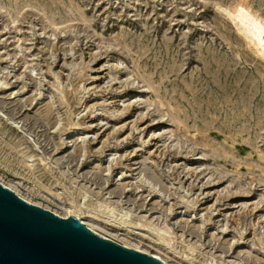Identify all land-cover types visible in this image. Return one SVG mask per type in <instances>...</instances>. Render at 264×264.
I'll use <instances>...</instances> for the list:
<instances>
[{
	"label": "rangeland",
	"instance_id": "374dc122",
	"mask_svg": "<svg viewBox=\"0 0 264 264\" xmlns=\"http://www.w3.org/2000/svg\"><path fill=\"white\" fill-rule=\"evenodd\" d=\"M240 22L262 37L264 0H0V183L169 262L137 223L264 264V58Z\"/></svg>",
	"mask_w": 264,
	"mask_h": 264
},
{
	"label": "water",
	"instance_id": "95a60500",
	"mask_svg": "<svg viewBox=\"0 0 264 264\" xmlns=\"http://www.w3.org/2000/svg\"><path fill=\"white\" fill-rule=\"evenodd\" d=\"M0 264H165L99 236L0 184Z\"/></svg>",
	"mask_w": 264,
	"mask_h": 264
},
{
	"label": "bare ground",
	"instance_id": "6f19581e",
	"mask_svg": "<svg viewBox=\"0 0 264 264\" xmlns=\"http://www.w3.org/2000/svg\"><path fill=\"white\" fill-rule=\"evenodd\" d=\"M229 15L232 17L233 20H240L238 19L236 13L234 11H231L229 13ZM241 23V22H240ZM238 27L239 29L243 30L248 38V43H252L254 45V48H255V51L257 53L258 56L264 58V35L262 37H260L259 35H257L256 33H254L250 28H248L246 25H244L243 23H241L240 25L238 24ZM56 84V83H54ZM55 90L57 91V94H58V101L64 105V101H66V96L64 94V91H63V87L61 84H56L55 85ZM60 104V105H61ZM88 105H84V108L87 109ZM70 114V113H69ZM74 129H70L69 131H67L65 134H68V135H71L72 132H73ZM64 130H62L63 132ZM64 140L65 138L62 139V143H64ZM61 143V144H62ZM28 155V154H27ZM26 155V158H27V162H30L31 163V157L32 155ZM33 158V157H32ZM34 161V160H33ZM111 167L108 165V170H110ZM122 170L119 171V173H121ZM141 181V185L139 187H142L144 186V182L142 180ZM1 184V183H0ZM3 185V184H2ZM5 186V185H3ZM6 187V186H5ZM9 186H7L8 188ZM10 188V187H9ZM8 188V189H9ZM11 190V189H10ZM13 191V190H12ZM14 192V191H13ZM15 193V192H14ZM16 194V193H15ZM17 195V194H16ZM19 196V195H18ZM20 197V196H19ZM22 199H24L25 201H28L32 204L35 205V203L31 202L30 200H27L26 198H24L23 196H21ZM72 199V198H71ZM98 204V203H97ZM79 205V204H78ZM78 205L75 203V201H70L69 203V211H68V214L67 215H61V217H67L69 215H73L75 216L78 220H80L84 225H86V227H88L90 230H92L93 232L97 233L98 232L94 229V227L92 226V224H96V225H102V223L106 224V225H109L107 224L108 222H105V221H101L98 217L94 216V215H91V214H84L83 215V212H81V210L79 209ZM103 205V204H102ZM39 206V205H38ZM99 206V205H98ZM41 207V206H40ZM97 207V206H96ZM43 208V207H42ZM187 208V207H186ZM45 209V208H44ZM111 209V208H110ZM50 211V210H49ZM113 211V210H111ZM52 212V211H51ZM187 212L188 210H183V211H180V214L182 217L184 216H188L190 217V215L192 214H188L187 215ZM54 213V212H53ZM56 214V213H55ZM58 215V214H57ZM60 216V215H59ZM111 216V215H110ZM124 216V215H123ZM126 217V216H125ZM123 220V219H122ZM233 222V221H232ZM237 219L235 218V222H234V226H235V229H237L236 225H237ZM137 223V222H136ZM219 221H216L214 222L212 225V229L216 230L219 228L222 227L218 225ZM122 224H126L125 221H122ZM137 225L139 227H142V228H145L146 230H148L149 232H151L150 234L153 236V238L155 239V241L157 242V246L161 249V250H164L166 251L167 253H169L175 262H169L167 260H165L164 258H162L161 256L155 254V253H150V255H152L153 257L161 260L163 263L165 264H202V263H199L196 261L195 257H196V250L193 246H190V245H186L187 246V251L184 253V252H181L179 250L176 249V247L174 248V245L176 244L177 245V238L176 237H170L169 236V233L168 231H165V230H162L160 228H155V227H152L150 226L149 224H143V223H137ZM116 228V231H121L120 228ZM223 230V229H222ZM147 231V232H148ZM99 235V234H98ZM100 236V235H99ZM101 237H104L105 236H101ZM111 240V239H110ZM116 242V241H115ZM118 243V242H117ZM259 243V242H258ZM120 244V243H119ZM125 247H129V248H132L126 244H121ZM262 245V244H261ZM132 249H135V250H138V251H141L143 253H147L145 250H142L140 248H132ZM148 254V253H147ZM212 259V258H211ZM210 259V261H208L206 264H212V260ZM204 264V263H203Z\"/></svg>",
	"mask_w": 264,
	"mask_h": 264
}]
</instances>
